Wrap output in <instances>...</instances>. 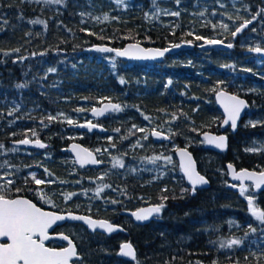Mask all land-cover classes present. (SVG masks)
<instances>
[{
  "label": "trees",
  "instance_id": "trees-1",
  "mask_svg": "<svg viewBox=\"0 0 264 264\" xmlns=\"http://www.w3.org/2000/svg\"><path fill=\"white\" fill-rule=\"evenodd\" d=\"M224 1L233 2L62 0L47 5L0 0V165L13 164L22 176L27 169H37L45 180L39 185L23 177L11 184L0 180V189L8 198L25 196L54 211L84 213L124 228L109 236L85 229L83 240L76 242L83 262L264 264V221L249 207L251 200L253 208L264 212V190L243 189L242 195V189L227 186L225 171L227 162L237 168L264 169V63L240 46H198L215 38L231 41V32L224 36L209 22L202 24L188 14L194 4L210 5L220 13ZM155 5L179 14L152 20L148 12ZM231 8L236 24L251 21L243 33L264 47V1L240 0ZM126 42L159 47L185 42L193 47L168 53L159 62L85 51L96 44L120 47ZM220 89L245 96L249 109L244 116L251 119L240 121L236 132L228 134L224 151L206 147L200 137L205 130L220 131L222 114L214 100ZM105 101L116 102L121 109L91 120L104 127L102 132H80L64 120L73 115L78 122L87 120L90 110ZM26 106L38 110L29 112ZM46 109L56 116L48 118L42 113ZM154 117L170 143L144 137L139 130L138 125ZM26 139L45 146H13ZM72 141L92 151L96 148L100 165L79 168L65 151ZM255 141L261 149L246 151ZM174 143L192 152L197 170L209 182L207 188L191 193L176 159L171 176L110 169L108 156L134 163L140 156L169 154ZM94 186H102L99 196L92 193ZM145 204L164 207L143 225L124 214ZM122 239L135 245V261L117 255ZM234 239L241 243L227 247Z\"/></svg>",
  "mask_w": 264,
  "mask_h": 264
},
{
  "label": "snow or ice",
  "instance_id": "snow-or-ice-1",
  "mask_svg": "<svg viewBox=\"0 0 264 264\" xmlns=\"http://www.w3.org/2000/svg\"><path fill=\"white\" fill-rule=\"evenodd\" d=\"M55 3H60L61 0H54ZM264 11V10H261ZM179 13L173 12L171 15H178ZM107 18V17H105ZM255 19V17H253ZM251 21H245L240 27L236 29V32H240L242 28L250 24ZM224 27H227L224 25ZM236 32L232 33L233 36L236 35ZM200 39V37H197ZM208 43H213L214 41H207ZM135 47V46H130ZM231 47V45H229ZM256 52L264 51L259 47L253 49ZM99 51H112L109 48H100ZM128 52L127 49L124 51H117L118 56L126 55ZM158 55H163L162 52H158ZM49 71H55V69H49ZM123 82V81H121ZM18 87H23V85H18ZM224 93H218V98L223 97ZM228 103L224 105L225 112L228 114V120H231L232 127H236V120L240 114V111L245 107V102L237 99L235 96H226L224 97ZM113 111H119V105H109L108 106ZM82 111V109H81ZM94 114L99 115L95 110ZM50 119H52L50 117ZM72 123L71 120L68 121ZM228 121L226 120L225 123ZM153 135H158V133L153 132ZM224 136L213 137L211 142H214L217 147H225ZM22 144L29 143L28 140L20 141ZM39 147L43 148L45 145L40 144L39 141H36ZM0 147H3L0 145ZM247 151H252V149H247ZM90 155V154H89ZM182 157H188L186 152H181ZM95 163L96 161H92ZM119 163V161H117ZM232 165L229 164L228 168L232 169ZM182 168L185 172V175L188 176L189 180L193 185V190L195 185L207 183L203 176L196 175L193 171V165L191 158L188 157V162L182 164ZM247 178L254 180L256 187L259 188L261 185H264V172H261L257 175L254 172L243 171L239 175L234 176V179H243ZM36 184L45 183L40 179H35ZM9 184L12 181H8ZM19 191V190H18ZM98 192L101 189L97 190ZM241 194H244L243 188ZM67 198V197H66ZM167 199V197H164ZM164 207L163 204L153 207L147 210H142L143 214L137 215L133 213L137 220L147 219L149 215L153 213H159ZM249 207L252 211V215L255 216L258 220L264 221V212H259L257 209L252 207V201L249 200ZM72 219L83 220L84 217L73 216ZM65 219L64 216L57 215L50 212L42 211L35 204L31 203L26 199H7L3 194V189H0V237H7L10 243H0V264H69L70 260L77 255L75 247L72 245V242L68 240L67 236H62V239L68 240V247L62 248L57 251L55 249H50L44 246V240L48 238L47 230L51 225L56 222ZM90 227H96V222L91 220H86ZM99 227L105 228L108 232H112L113 226L111 224L100 222ZM251 231H255L254 228H250ZM247 235V234H246ZM38 237V239L34 238ZM240 240H230L227 242V247H232L233 245L240 244ZM222 247L225 245L222 244ZM121 253L125 256H130L133 259L135 258L134 251L130 244H123L121 246Z\"/></svg>",
  "mask_w": 264,
  "mask_h": 264
},
{
  "label": "water",
  "instance_id": "water-1",
  "mask_svg": "<svg viewBox=\"0 0 264 264\" xmlns=\"http://www.w3.org/2000/svg\"><path fill=\"white\" fill-rule=\"evenodd\" d=\"M262 1H264V0H262ZM240 26H238V27H240ZM244 28H242L241 31ZM235 32H236V30H235ZM240 32H236V35L239 34ZM130 46H135V47L133 48ZM225 46L226 45L224 43L219 42V41H214L213 43L207 42V43L202 45L203 48L225 47ZM192 47H193L192 43H185V42L175 44V45H170V46H163V47L153 46V45L145 46V45L138 43V42H126L125 44H123L120 47H111L107 44H102V45L96 44V45H93V46L86 48L85 51L86 52L113 53L116 57H118L122 60H126V61L159 62L168 53H173V52H176L180 49H187V48H192ZM100 48H109V49H112V51H99ZM259 48H261V47H259ZM125 49L128 50L126 55H123V56L117 55V51H124ZM261 49H264V48H261ZM158 52H162L163 55H158L157 54ZM250 52H255V53H258V54L264 56V51L256 52L254 50H251ZM221 92L224 93V96L218 98V93H221ZM226 96H235L237 99L244 101L245 105H246L245 107H243L241 109L240 114L237 117L235 128L232 127V122H231V120H228V114L225 112L224 105L226 103H228V101L224 98ZM214 100H215V104H216L218 110L222 114V120L220 122V132L215 133V132L205 130L201 133L200 137H201V139L204 142L206 147H209V148L217 150V151H222L226 148V146L228 144V134H227L228 132L224 131V129L229 128L231 133H235L237 130L238 124L240 122V119L242 117V114L246 109H248L249 105L247 103V100L244 97H242L238 94H234V93L227 91V90H224V89H220L215 93ZM109 105H118V103L105 101V102L101 103L99 106L93 107L89 112L90 116L93 118H102L106 115V113H111L113 110H111L108 107ZM93 110H95L97 113H100V114L99 115L94 114ZM226 120L228 121L227 123H225ZM71 127H73L74 129H76L78 131H81V132H92V131H102L103 130L102 126H99L93 122L72 124ZM154 132L158 133V135H153V133H152V136L155 140H159V141L160 140H169V136L167 134L162 133V132H158V131H154ZM220 136H224L226 138L224 148H219L216 146V144L214 142H211V138L220 137ZM28 141H29V143H27V144H22V143H20V141L16 142L15 144L19 147L28 148V149H35L39 146L36 143L37 140H28ZM65 151L68 152L72 156L75 164L79 168L97 167L99 165V161H98L96 154L92 150L88 149L86 146H84L83 144H81L78 141L70 142L68 144V146L65 148ZM181 152H186L188 154V157L191 158L194 173L196 175H199V176H203V175H201L199 173V171L197 170L196 159L194 158L192 153L186 147L181 146V147H178L175 149L174 154H175L176 160L178 162V165L181 169L183 179L190 186L191 192H193L194 191L193 185H192L191 181L189 180L188 176L185 175V172L182 168V164H186L188 162V157H182ZM92 161H96V162L93 163ZM229 164H231L233 166L232 169L228 168ZM225 168H226V172H227V177L231 181L229 183L228 187L234 188L236 186V183L242 185L245 182H247V183H250L252 185L253 191L255 193L264 190V185H261L259 188H257L254 180H250L247 178L234 179V176L239 175L243 171L254 172L257 175H259L261 172H264V170L256 171V170H251V169H247V168H242V169L236 170L235 166L232 163H227ZM205 180L207 181V183L197 184V185H195V188H207L209 185V182L206 178H205ZM7 199H26V200L30 201L31 203L35 204L34 201H32L31 199L24 197V196H15L13 198H7ZM35 205L38 208H40L42 211L54 213V214L61 215V216L65 217V219H63V220L54 222L51 225V227L47 230V232L50 231L56 224H61L63 222L79 223V224L83 225L89 232H99V233L105 234L107 236L112 235V234H117L118 232L124 231V229L121 225L112 223L106 219L95 218V217H92L90 215H86L83 213H76V212H72V211L58 212V211H53V210H49V209H43V208L39 207L37 204H35ZM153 207H157V206L153 205V204H145V205H142L136 209L125 211V215H127L134 224L143 225V224H146L149 221H151L154 217L158 216L160 214V212L159 213H153V214L149 215L147 219H144V220H137L136 217L133 215V213L140 215V214H143L142 210H147V209H150ZM73 216L84 217L85 219H83V220L72 219L71 217H73ZM86 220L95 221L96 227H90L89 224L86 222ZM100 222H105V223L111 224L113 226L114 230L112 232H108L105 228L99 227ZM62 236H67V235H53L54 238H57V239L62 240L63 242H66L67 245L65 247H68V240H70L72 242V245L75 247V250L77 251L73 240L71 238H69V236H67L68 240H64V239H62ZM0 239L7 240V243H10V241L8 240L7 237H0ZM46 241H47V239L44 240V242H46ZM126 243L130 244L132 246V249L134 251L135 258H136L137 254H136L135 245L130 240H125V239H122L121 242L119 243L117 255L126 261H129V262L134 261L135 258L133 259L132 257L125 256L121 253V246L123 244H126ZM45 247H47V246H45ZM65 247H63V248H65ZM47 248H49V247H47ZM50 249H55V250L59 251L62 248H50ZM80 258H81V256L77 254L75 257H73L70 260L69 264H74V263H72V260L80 259ZM83 264H90V263H83Z\"/></svg>",
  "mask_w": 264,
  "mask_h": 264
},
{
  "label": "rangeland",
  "instance_id": "rangeland-1",
  "mask_svg": "<svg viewBox=\"0 0 264 264\" xmlns=\"http://www.w3.org/2000/svg\"><path fill=\"white\" fill-rule=\"evenodd\" d=\"M29 1H35V2H42L46 3L47 5L54 4V0H29ZM233 1L231 4L227 3L226 1L221 2V10L220 13L217 10L209 9L210 5L202 4L197 6V4H194L193 8L188 9V14L191 16V19L198 18L200 19L202 24H206L207 22L210 23V25L214 28H218L220 32H231L237 28V25L235 23L236 19V11H234L231 7H233V4L240 3V0H231ZM60 3H63L62 0ZM185 8V7H182ZM175 12V10L165 8L164 6H154L152 9L148 12V17L152 20H159L160 16H166L171 15V13ZM200 14H203L205 16H200ZM202 17V18H201ZM91 23V22H89ZM226 25L227 27H224ZM218 40L213 39L211 41ZM249 45V43H247ZM18 106V105H17ZM28 111H31L33 109V106H26ZM121 109V107H120ZM48 113V118H53L56 115H53L52 113ZM61 115V114H57ZM75 116H69L66 118L65 121H75ZM152 120V119H151ZM154 124H152L153 126ZM147 130V129H146ZM13 149V148H12ZM106 149V148H105ZM253 150V148H252ZM108 161L110 164V169H121V170H128V171H154L159 173H165L167 171V168H169L173 164V155L168 154L165 156H154V157H142L140 156L138 160L134 163H125L122 158L117 156H108ZM119 161V163H117ZM12 173V174H11ZM7 175H16L17 177H20L21 174L16 170H14L10 164L3 162L0 165V180L8 179L9 176ZM249 187L248 185H245L243 189H246ZM98 189H102V186H94L92 187V193L95 194V196H99ZM251 189V187H250ZM86 192V191H85ZM251 197V196H250Z\"/></svg>",
  "mask_w": 264,
  "mask_h": 264
},
{
  "label": "flooded vegetation",
  "instance_id": "flooded-vegetation-1",
  "mask_svg": "<svg viewBox=\"0 0 264 264\" xmlns=\"http://www.w3.org/2000/svg\"><path fill=\"white\" fill-rule=\"evenodd\" d=\"M245 22V21H244ZM243 22V23H244ZM243 23H240V24H238L237 25V27L238 26H240V25H242ZM248 26H249V24H248ZM247 27V26H246ZM245 27V28H246ZM244 28V29H245ZM237 29V28H236ZM235 29V30H236ZM244 29L239 33V34H237L236 36H233V34L231 33V37H230V40L231 41H223V40H221V39H218V38H215V39H218L217 41H219V42H222V43H224L226 46L225 47H218V48H221V49H227V48H230L229 47V45H231V47H235V46H240V47H243V49H242V51L245 53V54H247V55H252V54H256V55H258V60L260 61V62H263L264 63V56H262V55H260V54H258V53H255V52H250L251 50H253L254 48H257V47H261V46H257L256 44H254L253 42H252V39L253 38H251V36H247V35H245L244 33H243V31H244ZM235 30L233 31V33L235 32ZM218 31H219V29H218ZM220 32V31H219ZM221 34H223L224 36L227 34V33H230V32H226V31H224V32H220ZM227 36V35H226ZM247 43H249V45H247ZM202 45L203 44H199L198 46H200V47H202ZM261 48H264V47H261ZM225 90V89H224ZM244 91H246L245 89H243L242 90V92H244ZM234 94H236V93H234ZM238 95H240V94H238ZM240 96H242V95H240ZM242 97H244L246 100H247V98L245 97V96H242ZM247 103H248V105H249V102H248V100H247ZM119 105V104H118ZM248 109H249V107H248ZM248 109H246L245 111H247ZM245 111L243 112V114H242V117H241V119H240V121H243L244 123H247V122H250L251 121V119H249L248 117H246V116H244V114H245ZM116 113V112H118V111H112L111 113H106V115L104 116V117H106V116H108V115H110V114H112V113ZM244 116V117H243ZM103 118V117H102ZM94 119H101V118H94ZM151 119V118H150ZM149 119V120H150ZM165 120V119H164ZM222 120V119H221ZM150 123H152V124H154V125H159L158 123H157V119L154 117V118H152V120H150ZM240 123V122H239ZM97 124V123H96ZM97 125H99V126H102V125H100V124H97ZM103 127V126H102ZM139 129H140V131H145L146 129L145 128H147V127H149V125L145 122L144 124H141V125H139ZM238 128V127H237ZM103 130H104V127H103ZM102 130V131H103ZM102 131H99V132H102ZM224 131H226V132H228L227 134H229V133H231L230 132V129L229 128H225L224 129ZM156 141H159V140H156ZM160 141H164L165 143L167 142V143H170V137H169V140H160ZM13 146H15V147H17L15 144L13 145ZM227 146H228V144H227ZM227 146H226V148L225 149H227ZM178 147H181V146H178L177 145V143H174L173 145H172V147L171 148H173V151L171 152V153H169V154H172L173 155V163H174V159H176V157H175V154H174V151H175V149L176 148H178ZM19 148H21V147H19ZM187 148V147H186ZM253 148V150L252 151H248V152H253V151H259L260 149H261V144H260V142L259 141H255V142H253V144H251L250 146H248V147H246L245 148V150L247 151V149H252ZM12 149V148H11ZM188 149V148H187ZM224 149V150H225ZM189 150V149H188ZM224 150H222V151H224ZM190 151V150H189ZM102 150L101 149H99L98 150V153L99 154H102ZM191 152V151H190ZM192 153V152H191ZM165 155H168V153L167 154H163V155H159L158 157H160V156H165ZM193 155V154H192ZM98 161H99V163H100V159L98 158ZM177 162V161H176ZM227 163H232V162H227ZM226 163V164H227ZM226 164H225V166H226ZM233 164V163H232ZM11 165V167L16 171V169H15V167L13 166V164H10ZM173 165V164H172ZM172 165L169 167V168H167V171L165 172L167 175H170L171 176V174H172V172H171V170H172ZM234 165V164H233ZM235 166V165H234ZM243 168H246V167H243ZM180 169V168H179ZM235 169L236 170H238V169H242V168H237L236 166H235ZM247 169H249V168H247ZM251 170H253V169H251ZM264 170V169H263ZM181 171V170H180ZM225 171H226V168H225ZM257 171V170H256ZM261 171V170H260ZM181 174H182V172H181ZM226 174H227V172H226ZM10 180L11 181H15V180H17V178H16V176H13L12 178H10ZM2 182L4 181V180H1ZM227 184L229 185V183L231 182L229 179H228V177H227ZM227 185V186H228ZM245 185H248L249 187H247L246 189H250V187H251V190H252V192L253 193H255L254 191H253V188H252V185L250 184V183H247V182H245L244 184H242V185H240V184H238V183H236V186L235 187H238V188H240V189H242ZM190 187V186H189ZM234 187V188H235ZM230 188V187H229ZM246 189H244V190H246ZM190 190H191V188H190ZM195 190V189H194ZM261 192V191H260ZM191 193H193V192H191ZM257 193H259V192H257ZM39 207H41V208H43V209H49V208H47V207H42V206H40V205H38ZM60 212V211H59ZM47 235H48V238H47V241L46 242H44V245L45 246H47V247H49V248H63V247H65L66 245H67V243L66 242H63L62 240H60V239H57V238H54L53 237V235H67V236H69V238H71L72 240H73V242H74V244H75V246H76V242L78 241V240H83V238L85 237V227L84 226H82V225H78L77 223H71V222H63V223H61V224H56L50 231H48L47 232ZM36 239H38V237H35ZM0 243H7V240H3V239H0ZM76 249H77V247H76ZM77 254H79L80 255V253L78 252V249H77ZM72 263H74V264H83V263H85V262H83V260H82V257L80 258V259H75V260H72Z\"/></svg>",
  "mask_w": 264,
  "mask_h": 264
}]
</instances>
